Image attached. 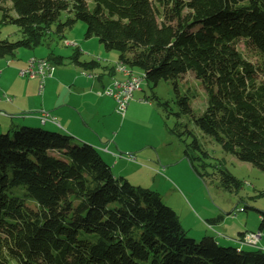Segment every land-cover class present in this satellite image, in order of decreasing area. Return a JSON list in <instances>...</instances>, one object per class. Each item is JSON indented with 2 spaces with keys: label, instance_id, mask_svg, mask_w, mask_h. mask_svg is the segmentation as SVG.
<instances>
[{
  "label": "trees",
  "instance_id": "16d2710c",
  "mask_svg": "<svg viewBox=\"0 0 264 264\" xmlns=\"http://www.w3.org/2000/svg\"><path fill=\"white\" fill-rule=\"evenodd\" d=\"M0 11L1 23L21 33L0 36V58L41 45L53 23L62 33L82 21L86 38L117 51L153 87L162 79L176 87L194 72L207 106L195 115L184 95L181 111L224 151L264 171V0H0ZM240 38L260 60L236 47ZM81 56L77 49L68 57L84 70L102 67ZM11 132L0 133V264H264L260 248L188 236L158 191L114 175L92 144L43 126ZM220 171L221 186L240 187ZM257 210L261 232L264 210Z\"/></svg>",
  "mask_w": 264,
  "mask_h": 264
},
{
  "label": "rangeland",
  "instance_id": "374dc122",
  "mask_svg": "<svg viewBox=\"0 0 264 264\" xmlns=\"http://www.w3.org/2000/svg\"><path fill=\"white\" fill-rule=\"evenodd\" d=\"M6 4L10 5V2ZM1 16L0 11V36L10 40L19 38L21 33L18 26L1 23ZM65 17L66 13L63 12L60 19ZM85 30L86 24L82 21L67 27L61 34L56 32V23L51 25L41 45L35 47L37 55H49L47 59L55 70L51 77L45 79L41 89L39 79L19 75V69L26 66L29 57V54L21 56L19 52L27 51L26 48H18L14 57L0 58L7 65L4 71L6 82L0 79V94L4 91L3 93L13 98L14 93L8 89L24 88L32 97V105H37V109L42 108L43 100L51 98L49 94L52 92L48 88L50 78H57L59 75L66 82L75 68L80 70L68 57L77 49L81 51L82 59H98L114 69L118 62L117 51L105 50L96 36L86 38ZM235 45L251 61L260 60L256 51L243 38L236 40ZM54 54L63 56V62L59 63ZM17 58L20 62L12 63ZM96 70L98 68L94 73ZM133 72L139 76L142 74L139 68H133ZM114 77L122 76L116 74ZM142 78L140 88L135 90L133 99L124 111L117 108L112 96L101 91L95 92L108 100L106 111L110 110L112 114L98 118L95 116L96 120L89 129L93 132L92 136L97 141L101 156L110 164L114 175L124 176L134 185L158 191L162 200L177 213L188 236H195L197 241L202 237L203 231L211 232L207 221L213 218L220 220L221 224L216 225L218 230L225 231L228 228L234 230L235 234L240 229L257 232L260 219L257 209L264 210V196L258 195L264 188V171L224 151L218 142L195 125L189 113L181 111L178 100L184 95L189 97L195 115L205 110L207 94L201 80L192 71H187L178 78L176 87L172 80L165 79L153 87L147 78ZM63 84L68 88L69 83ZM54 86L57 91L59 87ZM62 90L67 94L65 89ZM157 97L167 104H161ZM112 103L115 108H111ZM21 109L23 110H19L20 112L30 111L23 107ZM41 110L52 115L49 110ZM7 120L11 123L10 118ZM17 126L12 125L11 134L12 129ZM194 139L200 148L195 147ZM185 151L193 157L202 177L192 168ZM220 170L230 171L241 181L240 187L228 189L221 186ZM242 235L243 233L238 238L240 245L244 244Z\"/></svg>",
  "mask_w": 264,
  "mask_h": 264
},
{
  "label": "crops",
  "instance_id": "0c3cea01",
  "mask_svg": "<svg viewBox=\"0 0 264 264\" xmlns=\"http://www.w3.org/2000/svg\"><path fill=\"white\" fill-rule=\"evenodd\" d=\"M26 49L27 51L24 50V52H19V55L23 56L24 54L25 56V54H29V57L36 55L49 58V55L44 56L42 55V53L40 55H37L35 51L38 50H35V48ZM55 55L57 54H54V56ZM18 59L19 58H17V60L14 59L12 63L17 64L18 62H20V60ZM57 61L59 63L63 62V60L60 61V59ZM100 63L102 67L98 68V70L95 71L96 73H94V70L96 68L84 70L80 66L74 64L75 66L79 67L80 70L75 68L73 75L68 79V81H66L67 83H69L68 88L63 84L66 82L63 81L59 75L57 76V78H50V81L48 82V88L49 91L52 92L49 94L51 95V98L44 99L42 102L43 105L41 106L42 108L40 109H37V105H32V97L30 96V93L25 92L24 88H21L20 90L18 88L8 89L14 93L13 98L11 96H7L5 93H3V91L2 95L0 94V132L10 130L12 125L43 126L50 130L68 133L73 136L74 141L88 142L98 148L97 141L92 136L93 132L89 129V127H92V125L94 124V121L96 120H94L95 116L96 118L101 116L104 117L108 114H112V112H109L110 110L106 111V102L108 100L106 98L98 96L95 92H100L101 89L111 81V78L116 76V74L120 75V73H117V71L115 70L110 71L109 69L103 68V66L110 67V65L102 62ZM25 65H27V60ZM6 67L7 65L0 60V79H2L3 82H6V80H4V75L6 74L4 73V71ZM88 73H90L91 76H89ZM48 77H45L44 81ZM30 79L39 78L35 77ZM54 85H57L59 87L57 91L55 90ZM62 89H65L67 94H64ZM22 107L25 109H29L30 111L20 112L19 110H23L21 109ZM111 108H115L113 103L111 104ZM41 109L49 110L55 117L56 122L49 119L42 123L38 117ZM7 118H10L11 123H8ZM95 131L99 135V130L97 128L95 129ZM105 148L108 149L107 146H105ZM207 223L211 225H207L211 232L205 230L201 233V235L211 234L215 236L216 239L222 244H230L240 248H256L255 246L248 244L240 245L238 242V238L241 233L252 230L240 229L236 234L234 230H229L228 228L225 231L218 230L216 229V225L221 224L219 218L210 219L209 221H207ZM263 244L264 231H261L259 245L261 246Z\"/></svg>",
  "mask_w": 264,
  "mask_h": 264
},
{
  "label": "built area",
  "instance_id": "2783aa9c",
  "mask_svg": "<svg viewBox=\"0 0 264 264\" xmlns=\"http://www.w3.org/2000/svg\"><path fill=\"white\" fill-rule=\"evenodd\" d=\"M53 72L54 68L52 66L41 65L39 60H27V65L19 69V75L21 76L28 78H39L40 89L43 86L44 78L51 76ZM138 88H140L139 78H136V81H128V84H120L110 81L101 89V93L112 96L117 104V108L124 111L129 101L133 99L135 90ZM38 117L40 121H47L50 119L56 122L55 117L44 110L40 111ZM260 238V231H246L241 237L244 244L253 245L256 248H260L264 251V244L261 246L259 245Z\"/></svg>",
  "mask_w": 264,
  "mask_h": 264
},
{
  "label": "bare ground",
  "instance_id": "6f19581e",
  "mask_svg": "<svg viewBox=\"0 0 264 264\" xmlns=\"http://www.w3.org/2000/svg\"><path fill=\"white\" fill-rule=\"evenodd\" d=\"M27 60H39L41 62V65L52 66L54 68V65L45 57L30 56ZM114 70L119 72L122 77L121 78L112 77L111 81L120 84H128V81H136V78H139V87H140V83L143 79L142 77H144L143 73L139 76L138 74H135L133 72V68H130L129 66L119 61L114 65ZM88 75L91 76L90 73H88ZM41 122L44 123L45 121H41Z\"/></svg>",
  "mask_w": 264,
  "mask_h": 264
}]
</instances>
